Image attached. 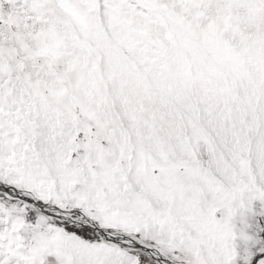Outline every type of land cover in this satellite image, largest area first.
<instances>
[{
	"label": "snow or ice",
	"instance_id": "1",
	"mask_svg": "<svg viewBox=\"0 0 264 264\" xmlns=\"http://www.w3.org/2000/svg\"><path fill=\"white\" fill-rule=\"evenodd\" d=\"M0 264H264V0H0Z\"/></svg>",
	"mask_w": 264,
	"mask_h": 264
}]
</instances>
